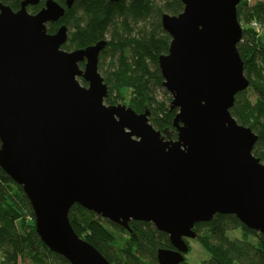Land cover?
<instances>
[{
    "label": "water",
    "instance_id": "water-1",
    "mask_svg": "<svg viewBox=\"0 0 264 264\" xmlns=\"http://www.w3.org/2000/svg\"><path fill=\"white\" fill-rule=\"evenodd\" d=\"M41 1L14 10L0 0V166L28 196L42 241L71 264H112L73 229L76 203L127 229L139 220L167 233L173 248L157 250L159 264H181L195 223L216 214L264 236L257 135L230 112L250 86L238 51L241 0H180L182 12L162 15L171 41L159 66L178 108L176 139L151 124L148 110L105 103L107 41L63 49L68 26L50 33L48 24L66 8L44 0L28 10Z\"/></svg>",
    "mask_w": 264,
    "mask_h": 264
},
{
    "label": "trees",
    "instance_id": "trees-1",
    "mask_svg": "<svg viewBox=\"0 0 264 264\" xmlns=\"http://www.w3.org/2000/svg\"><path fill=\"white\" fill-rule=\"evenodd\" d=\"M14 10L22 0H1ZM56 23L69 29L65 50L85 48L106 40L99 57V71L108 85L105 103H124L137 112L149 111V121L165 138L176 139L173 125L178 108L164 88L159 57L169 51L171 36L163 29L162 15L183 11L180 0H75ZM44 6H29L31 13ZM243 33L238 51L250 86L238 92L230 112L257 135L253 154L264 163V2L241 0L237 6ZM258 21L260 31L252 22ZM84 67V62L80 63ZM81 83H87L82 79ZM1 146V140H0ZM73 229L94 245L112 264H159L157 250L173 248L169 235L153 223L131 220L130 229L110 222L80 204L69 210ZM242 230L240 237L229 232ZM197 240L211 254L203 264H264V236L245 226L232 214H216L195 223ZM187 243L190 245L187 239ZM188 251V252H189ZM187 252V253H188ZM186 253V254H187ZM0 264H71L53 252L36 232L32 205L21 185L0 166ZM181 264H190L185 260Z\"/></svg>",
    "mask_w": 264,
    "mask_h": 264
},
{
    "label": "rangeland",
    "instance_id": "rangeland-1",
    "mask_svg": "<svg viewBox=\"0 0 264 264\" xmlns=\"http://www.w3.org/2000/svg\"><path fill=\"white\" fill-rule=\"evenodd\" d=\"M257 1L264 2V0H248V2H250V3H254ZM241 25L243 27L242 22H241ZM78 79L81 82L82 78L78 77ZM241 235H242L241 229H237L235 231L229 232V236H231V237H240ZM188 242L190 245V251L185 255L188 263H190V264H203V261L210 259L211 254L209 253L208 250H206L201 245V243L196 238H189Z\"/></svg>",
    "mask_w": 264,
    "mask_h": 264
},
{
    "label": "built area",
    "instance_id": "built-area-1",
    "mask_svg": "<svg viewBox=\"0 0 264 264\" xmlns=\"http://www.w3.org/2000/svg\"><path fill=\"white\" fill-rule=\"evenodd\" d=\"M252 26L257 30V31H260V24H259V22L258 21H253L252 22Z\"/></svg>",
    "mask_w": 264,
    "mask_h": 264
},
{
    "label": "flooded vegetation",
    "instance_id": "flooded-vegetation-1",
    "mask_svg": "<svg viewBox=\"0 0 264 264\" xmlns=\"http://www.w3.org/2000/svg\"><path fill=\"white\" fill-rule=\"evenodd\" d=\"M44 1V0H43Z\"/></svg>",
    "mask_w": 264,
    "mask_h": 264
}]
</instances>
